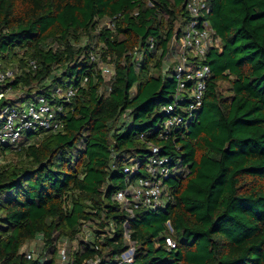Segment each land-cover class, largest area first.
Returning <instances> with one entry per match:
<instances>
[{
	"label": "trees",
	"instance_id": "obj_1",
	"mask_svg": "<svg viewBox=\"0 0 264 264\" xmlns=\"http://www.w3.org/2000/svg\"><path fill=\"white\" fill-rule=\"evenodd\" d=\"M207 3L221 47L203 104L190 117L179 100L167 128L187 0H0V59L21 69L0 116L39 96L62 107V127L12 143L0 122V158L14 157L0 163V264H56L67 242L66 264H264V0ZM152 146L173 159L163 206L131 213L116 195L126 167L148 177Z\"/></svg>",
	"mask_w": 264,
	"mask_h": 264
},
{
	"label": "built area",
	"instance_id": "obj_2",
	"mask_svg": "<svg viewBox=\"0 0 264 264\" xmlns=\"http://www.w3.org/2000/svg\"><path fill=\"white\" fill-rule=\"evenodd\" d=\"M207 8V0H187V9L193 19L184 30L180 52L177 56L178 60L175 61L173 68V76L176 80V91L173 95L175 102L164 108L167 115H170L166 122L167 128L183 122L181 114L174 113L179 100L189 98V104L183 110L190 117L203 104L207 82L211 76V68L205 63V60L210 49L221 47V39L215 29L208 22H202L199 18ZM30 64L33 67L37 66L35 60H32ZM20 74L19 67L6 66L0 59V101L12 93L10 83ZM74 91L72 87H69L67 96H73ZM55 108L59 112L62 110V107H54L46 97L39 96L21 110L9 109L3 117L6 121L1 132L2 142H15L24 129L37 126L54 129L62 127L61 120L57 119L58 112ZM161 151L158 146H152L145 167L148 177H139L135 179L136 181H132L133 176L140 174V169H142L140 162L125 168L129 175V183L126 188L118 191L116 198L125 204L129 212L132 213L133 208L138 207L158 209L163 206V180L170 175V164L173 159L171 156L161 154ZM167 243L171 247L176 246L170 238H167ZM134 249L133 246L132 251L122 255L124 262L133 261ZM25 252L27 258L32 257L29 251ZM61 253L66 259L65 250ZM99 262L100 260L96 259L88 261L87 264H99Z\"/></svg>",
	"mask_w": 264,
	"mask_h": 264
},
{
	"label": "rangeland",
	"instance_id": "obj_3",
	"mask_svg": "<svg viewBox=\"0 0 264 264\" xmlns=\"http://www.w3.org/2000/svg\"><path fill=\"white\" fill-rule=\"evenodd\" d=\"M180 46H181V44L180 43H178V42H174L173 43V45H172V49L175 51V56H173L172 57V62H175L176 60H178V53L180 52ZM228 86L226 85V84H224L223 86H222V90H224V89H226ZM18 94H19V92L18 91H16V92H13V94H11V97L12 98H17V96H18ZM3 117H4V115L2 114L1 116H0V122H1V120L3 119ZM8 159V158H10V159H12V158H14L13 156H12V154L11 155H9V156H7V157H2V158H0V161L1 162H3V161H5V159ZM141 158L140 157H134V159L132 160V162H136V161H139ZM164 187V186H163ZM90 225V224H89ZM89 225H87L85 228V235H89V233H91V229H90V227H89ZM131 243V245L133 246V242H130ZM69 244H70V242H69ZM75 244H76V242L73 244L74 245V247H75ZM65 245H66V247L68 246V242L67 243H63V244H60V257H59V259L57 260V263L56 264H66V261H64L65 259L63 258V255H62V251L63 250H66V248H65ZM36 246V243H34V242H32L31 244H26V246H24V250L25 251H33ZM130 251H132V248L131 249H129L126 253H124V255H126L127 253H129Z\"/></svg>",
	"mask_w": 264,
	"mask_h": 264
}]
</instances>
